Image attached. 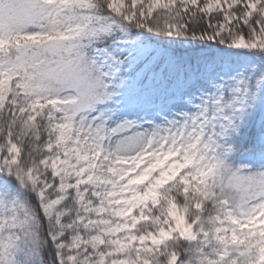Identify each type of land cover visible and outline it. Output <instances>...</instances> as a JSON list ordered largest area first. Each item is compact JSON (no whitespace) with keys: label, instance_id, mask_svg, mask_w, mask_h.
<instances>
[{"label":"snow or ice","instance_id":"snow-or-ice-1","mask_svg":"<svg viewBox=\"0 0 264 264\" xmlns=\"http://www.w3.org/2000/svg\"><path fill=\"white\" fill-rule=\"evenodd\" d=\"M0 264H264V0H0Z\"/></svg>","mask_w":264,"mask_h":264}]
</instances>
